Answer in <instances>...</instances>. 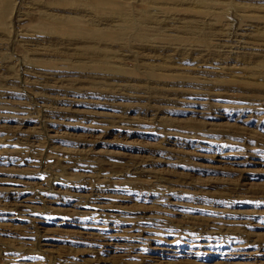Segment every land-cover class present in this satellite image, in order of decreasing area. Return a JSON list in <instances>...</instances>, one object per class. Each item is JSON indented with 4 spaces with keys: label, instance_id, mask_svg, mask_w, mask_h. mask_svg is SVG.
<instances>
[{
    "label": "rangeland",
    "instance_id": "374dc122",
    "mask_svg": "<svg viewBox=\"0 0 264 264\" xmlns=\"http://www.w3.org/2000/svg\"><path fill=\"white\" fill-rule=\"evenodd\" d=\"M120 2L0 18V264H264V0Z\"/></svg>",
    "mask_w": 264,
    "mask_h": 264
},
{
    "label": "bare ground",
    "instance_id": "6f19581e",
    "mask_svg": "<svg viewBox=\"0 0 264 264\" xmlns=\"http://www.w3.org/2000/svg\"><path fill=\"white\" fill-rule=\"evenodd\" d=\"M80 1L82 3H84L83 5H85L86 8L90 9V13L92 12V15H89V16H93L94 13H95V15L93 16V18L91 19V21L90 22L87 21L85 18H82V16L77 17V18H69V19H67V20H65L63 22V24L61 25V27H59V26L56 27L58 31H61V32H69V33H73V34L77 33L79 35L80 34H82V35L84 34L85 35L87 33V31L80 30V28H81L80 26L82 24H84L85 22H87L88 24L90 23L92 25L93 24L96 25L99 22V18H100L99 17V13L101 15H103V17H106L107 19H109L110 21H112V23L113 22H118L116 25L115 24L114 25L112 24L111 26L114 27V26H117L118 25L119 28L122 29V30L129 29L137 21L136 18H134V15L128 11L127 7H125V5L120 2V0H80ZM195 1L197 3V0H195ZM245 1L246 2H249V0H245ZM170 2H172V0H146V3L147 4L144 5L140 10L142 12H146V13H151V12L161 13L163 11V9L165 8V3L167 4V3H170ZM233 3H235L234 0H233ZM2 4L5 5L4 8H1V5ZM12 4H13V0H0V18L1 17L6 18V16L9 13V11L11 10ZM174 4H175V2H174ZM240 4H242V3H240ZM77 6H78V4H77ZM175 6H176V4H175ZM74 9L76 10V8H74ZM72 13L73 14H76L74 11ZM82 13L84 14L85 12L82 11ZM102 21H105V20H102Z\"/></svg>",
    "mask_w": 264,
    "mask_h": 264
}]
</instances>
